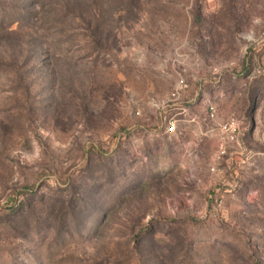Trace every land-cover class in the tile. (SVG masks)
Masks as SVG:
<instances>
[{
	"label": "rangeland",
	"instance_id": "1",
	"mask_svg": "<svg viewBox=\"0 0 264 264\" xmlns=\"http://www.w3.org/2000/svg\"><path fill=\"white\" fill-rule=\"evenodd\" d=\"M0 264H264V0H0Z\"/></svg>",
	"mask_w": 264,
	"mask_h": 264
},
{
	"label": "built area",
	"instance_id": "2",
	"mask_svg": "<svg viewBox=\"0 0 264 264\" xmlns=\"http://www.w3.org/2000/svg\"><path fill=\"white\" fill-rule=\"evenodd\" d=\"M230 140H233V136H230Z\"/></svg>",
	"mask_w": 264,
	"mask_h": 264
}]
</instances>
